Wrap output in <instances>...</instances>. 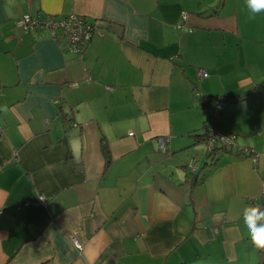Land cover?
I'll use <instances>...</instances> for the list:
<instances>
[{"label":"crops","instance_id":"obj_1","mask_svg":"<svg viewBox=\"0 0 264 264\" xmlns=\"http://www.w3.org/2000/svg\"><path fill=\"white\" fill-rule=\"evenodd\" d=\"M27 13L96 31L80 58L17 27ZM250 15L245 0H0V264L259 263L243 222L264 211V12ZM224 96L241 100L214 128L257 165L197 137Z\"/></svg>","mask_w":264,"mask_h":264},{"label":"built area","instance_id":"obj_2","mask_svg":"<svg viewBox=\"0 0 264 264\" xmlns=\"http://www.w3.org/2000/svg\"><path fill=\"white\" fill-rule=\"evenodd\" d=\"M184 17H186V14H184ZM15 24L17 27L26 31L49 30L55 38L66 36L70 44L71 52L77 54L80 58L84 55L87 45L96 31L94 22L77 13H70L63 16H47L45 18L35 17L27 13L16 20ZM200 74L201 76H207L205 71H201ZM76 84L77 82L73 83V85ZM208 111L210 113L208 121L210 124V137L208 139L209 152L212 153L219 147L235 150L239 154L251 158L254 165H257L259 153L256 150L251 147H239L236 135L224 134L215 130L214 124L218 115L222 111V104L220 102H211L208 105ZM130 134L133 135V132ZM159 144L160 148L165 152L168 147L166 140L160 138ZM190 167L193 172L198 171V166L195 161L190 162ZM41 201L46 204V196H41ZM254 207L263 211L261 204L254 202ZM72 241L77 248L82 249V244L74 236H72Z\"/></svg>","mask_w":264,"mask_h":264},{"label":"clouds","instance_id":"obj_3","mask_svg":"<svg viewBox=\"0 0 264 264\" xmlns=\"http://www.w3.org/2000/svg\"><path fill=\"white\" fill-rule=\"evenodd\" d=\"M246 6L255 19V15L264 12V0H245ZM6 110V109H5ZM243 222L250 236L251 243L259 249H264V211L250 207L244 210Z\"/></svg>","mask_w":264,"mask_h":264},{"label":"trees","instance_id":"obj_4","mask_svg":"<svg viewBox=\"0 0 264 264\" xmlns=\"http://www.w3.org/2000/svg\"><path fill=\"white\" fill-rule=\"evenodd\" d=\"M248 95H251V94H248ZM238 101V100H241L240 98L238 97H220V98H217V100H214L215 102H220L221 104L224 103V102H229V101ZM213 102V99H208L204 102L205 106H207L208 108V105ZM198 138H200L201 140H204V141H208L209 137H210V124L208 123V121L206 122L205 124V133L204 135H197ZM226 149V148H224ZM102 151H103V154L105 156V159L107 161V163H109L111 161V153H110V150H109V147H108V144L107 142L103 141L102 142ZM257 264H264V252L262 253V260L257 263Z\"/></svg>","mask_w":264,"mask_h":264}]
</instances>
